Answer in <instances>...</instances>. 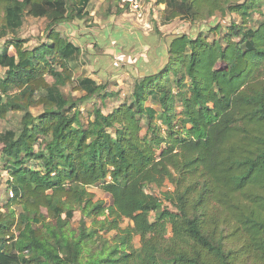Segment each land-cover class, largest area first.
<instances>
[{"label": "trees", "instance_id": "obj_1", "mask_svg": "<svg viewBox=\"0 0 264 264\" xmlns=\"http://www.w3.org/2000/svg\"><path fill=\"white\" fill-rule=\"evenodd\" d=\"M91 1L0 0V39L17 34L26 17L46 19L50 29L38 49L15 37L0 49V119L24 113L19 132L0 134L10 160L3 170L22 213L0 206V264H80L84 254L85 264H264V0H158L162 26L230 22L206 25L196 37L173 36L163 68L136 77L130 102L108 114L94 109L84 124L78 104L106 87L74 79L81 47L55 28L85 20ZM75 80L80 100L63 92ZM35 105L43 107L37 117ZM29 160L38 168L27 167ZM167 184L173 190L163 201L145 189ZM164 201L174 211L162 210ZM76 207L92 220L77 240L69 229ZM44 210L73 239L71 254L41 252L42 229L33 226L42 225ZM105 211L108 225L99 218ZM125 220L132 224L123 229ZM102 230L114 233L106 257L105 244L93 252ZM135 236L140 251L131 245Z\"/></svg>", "mask_w": 264, "mask_h": 264}, {"label": "rangeland", "instance_id": "obj_2", "mask_svg": "<svg viewBox=\"0 0 264 264\" xmlns=\"http://www.w3.org/2000/svg\"><path fill=\"white\" fill-rule=\"evenodd\" d=\"M158 0H141L140 9L134 11L124 0H92L87 11L89 16L83 20L68 22L55 28L65 40L81 47L82 56L74 72V79L89 77L106 87L102 96H97L92 100L83 101L78 104L80 118L84 124H88L93 119L94 109L100 108L108 114L122 103L130 102L132 99L134 82L137 76L154 74L161 70L165 64L166 48L173 36L179 33H187L196 37L201 31L207 32L206 25L215 26L216 22L227 24L228 17L212 18L208 21L189 23L184 20H175L172 23L162 26L161 17L163 6H157ZM264 9V6H263ZM5 13L0 9V27L3 25ZM233 19H236L233 16ZM259 19V16H256ZM49 22L46 19H35L26 17L23 28L15 35L0 39V49L6 46L7 41L21 39L27 41L25 49L30 51L38 49L40 45L48 43L50 35ZM210 39H215L210 35ZM15 47H10V54H15ZM148 55V56H146ZM50 59V58H49ZM3 77L5 70L0 72ZM49 84H54V79L49 75L45 76ZM63 92L68 99L80 100L85 94L76 90V80L73 84L63 88ZM109 94L105 98V94ZM38 99V95L36 98ZM154 106L148 103V106ZM76 109V110H77ZM74 110V111H76ZM35 117L43 112L42 106L35 105L31 108ZM24 113L10 112L0 119V134L7 131L19 132L23 125ZM4 145L0 142V165L5 169L10 165L3 154ZM36 151L38 148L36 147ZM31 161V162H30ZM36 161L29 160L27 167L38 168ZM12 179L9 171L0 177V206L4 212H15L18 217L22 216L21 208L15 205ZM146 192L163 201V193L173 190L167 184L163 188L146 187ZM96 198L105 201L107 206L112 205V199L108 194L96 191ZM162 210L174 211L170 203L164 201ZM108 210V209H107ZM44 221L42 225L33 226L34 229H42L41 237L38 241L43 250L53 248L59 255L71 254L74 249L73 239L54 228L55 221L48 216L46 210L42 212ZM65 218V216H63ZM100 220L105 224L110 223L111 216L108 211L101 213ZM156 219L155 214L151 216ZM91 218L85 216L81 208L76 207L75 216L69 223V229L75 231L73 237L77 240L80 230L86 223L88 228L92 227ZM131 222L125 220L121 225L123 229L131 226ZM19 225V224H18ZM171 229L167 238H171ZM114 233L106 234L102 230L95 238L93 252L102 250L106 245L105 257L112 253L110 249L113 244ZM137 251L141 250V237L135 236L131 244ZM130 247L121 248L128 251ZM119 254V255H120ZM86 255L80 257V264H85Z\"/></svg>", "mask_w": 264, "mask_h": 264}, {"label": "built area", "instance_id": "obj_3", "mask_svg": "<svg viewBox=\"0 0 264 264\" xmlns=\"http://www.w3.org/2000/svg\"><path fill=\"white\" fill-rule=\"evenodd\" d=\"M140 1L141 0H124L125 3H128L132 10L138 11L140 9ZM5 172L2 169V166L0 165V177L4 176ZM11 197H14V194L11 193Z\"/></svg>", "mask_w": 264, "mask_h": 264}, {"label": "crops", "instance_id": "obj_4", "mask_svg": "<svg viewBox=\"0 0 264 264\" xmlns=\"http://www.w3.org/2000/svg\"><path fill=\"white\" fill-rule=\"evenodd\" d=\"M146 56H148V55H146Z\"/></svg>", "mask_w": 264, "mask_h": 264}]
</instances>
